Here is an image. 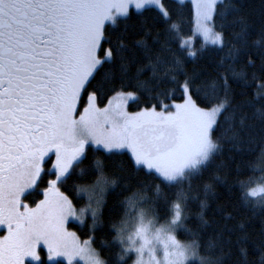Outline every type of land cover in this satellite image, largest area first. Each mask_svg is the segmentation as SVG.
<instances>
[{
  "label": "snow or ice",
  "instance_id": "6c2138e0",
  "mask_svg": "<svg viewBox=\"0 0 264 264\" xmlns=\"http://www.w3.org/2000/svg\"><path fill=\"white\" fill-rule=\"evenodd\" d=\"M173 2L174 9L164 0H0V264H26L25 257L46 264L40 242L69 264L95 253L89 245L105 224L109 192L115 214L110 209L107 226L117 242L111 264H225L233 244L241 253L235 264H247L249 239L264 262V200L249 199L253 177L245 175L259 171L264 179V0L258 15L244 11L243 0H192L196 29L218 46L200 67L187 66L193 51L172 46L181 17ZM130 5L156 11L151 20L136 14L131 43ZM117 17L125 23L113 36L107 22L120 25ZM140 95L151 105L126 111ZM86 142L100 147L91 151ZM125 148L129 176L121 177L102 157ZM37 186L42 198L25 202ZM77 192L86 205L77 206ZM209 209L221 223L204 234ZM145 215L159 227L150 228ZM68 217L82 222L83 243L64 227ZM252 218L259 220L254 233L244 227ZM177 228L191 239L178 240ZM100 243L108 246L103 236Z\"/></svg>",
  "mask_w": 264,
  "mask_h": 264
},
{
  "label": "trees",
  "instance_id": "16d2710c",
  "mask_svg": "<svg viewBox=\"0 0 264 264\" xmlns=\"http://www.w3.org/2000/svg\"><path fill=\"white\" fill-rule=\"evenodd\" d=\"M244 2V11H246L249 15H258L260 8H261V0H243ZM164 3L170 7V8H175L176 5L174 4L173 0H164ZM179 6H180V11H181V17L179 20L176 21L177 24V30L180 36V40L175 41L173 43L174 48H179L181 49L184 53H187L189 51V48L184 47L181 45V40L183 38H186L192 34L193 31V8L190 2L185 1V2H180L179 1ZM151 9V10H150ZM129 15L128 20L126 21L129 25L132 27L129 28L128 30V36L127 40L129 43H131L132 39L135 37V35L138 33L139 30V25L140 21L139 18L136 14L142 13L144 17L148 19H154L156 15L155 7L153 6H146L143 7L142 9L135 11L133 9L129 10ZM121 21L120 25H112L111 23H108V31L113 35H117L120 33L121 27L125 23V21L121 18L118 17ZM171 23V22H169ZM157 27H160V25L157 23ZM219 30V29H216ZM218 46L213 45V44H204L199 38H195L194 40V45H193V52L196 54L195 56L192 57H187V66L188 67H200L201 65H205L210 63L208 57L210 53L214 52V49H216ZM135 65H132V69L134 70ZM118 83V81H117ZM127 91L128 89H124ZM112 95V92H107V94L102 95L98 97L96 103L99 106L104 105V103L107 101L108 96ZM176 97H173L175 99ZM152 103L151 99L145 95H140L138 99H135L131 101L128 104V108L131 111L134 110H139L140 107H147L150 106ZM203 106V105H201ZM88 148L91 151H94L96 148L92 146H88ZM101 151H103L101 149ZM259 152V147L257 148V153H253V155L258 154ZM98 156L100 155L99 152L96 153ZM128 156L129 154L125 151H116L115 155L112 156H107L105 154L102 159H104L105 164L107 165V168L116 172L119 174L121 177H128L129 176V169H128ZM219 159V157H217ZM234 163V161L229 162ZM147 172L148 170H144ZM245 175H252L253 179L250 184L247 185L246 188V194H247V189L254 183V181L258 180L262 173L259 171H255L252 173H245ZM136 176H131L130 179L132 180L133 183H135ZM147 179V177H145ZM41 187V186H40ZM61 191H63L67 196H69L70 199H73V192L66 190L65 188H61ZM221 192H223V189L221 188ZM77 197H80L76 201L77 206H82L85 204V198L83 195L80 193H75ZM139 194H137L138 196ZM147 195L151 196L153 195V188L150 187L147 190ZM248 195V194H247ZM42 197V191L40 189L30 192L27 196L24 197L25 200H28L30 204H34L36 200L41 199ZM249 199L251 201L259 202L258 200H255L253 197L249 196ZM112 201H113V196L112 193L109 192L107 195V203L104 204L103 207V213H104V219H105V224L103 227L98 228L96 231V240L91 242L92 247L96 250L98 255L103 258L107 256L109 258L110 264L111 260L113 257H111L110 253L114 250L116 246V241L111 240L110 237L112 236V230L108 228L107 226V218L109 216L110 209H112V214H115L114 208H112ZM230 203H235L236 202V193L233 191V194L229 197ZM190 210L192 212H195L198 208V204L195 201H190L189 202ZM214 206V205H213ZM259 207V204H257ZM241 214H244V209L241 208L240 210ZM207 216H209L212 220V223H210L203 231L204 234L210 231H215L216 226L221 223V214L219 212L213 214L211 210L209 209L208 212L206 213ZM197 217L196 216H189L187 217V223L191 226H194L197 223ZM229 223H234V221L229 220ZM245 229H250L253 233L258 231L259 229V220L258 218H252L248 219L245 221L244 224ZM68 228L71 230L75 231L76 234L81 238V239H86L87 238V233L85 232L83 224H79L76 222L70 221L68 223ZM103 236L105 240L108 241V246L105 244L100 243V238ZM176 237L178 240L182 242H187L188 240L191 239V235L183 228H178L176 230ZM243 246L245 248V254L247 257V264H264V262L261 261L260 259V253L257 250V247L254 245L253 240L249 239L244 241ZM39 256L42 258L44 257L45 253L42 248L38 249ZM241 258V253L238 251L237 246L235 244L232 245V252L229 257L225 259V264H235V262L239 261ZM45 261V260H44ZM46 264H65L61 260H56L52 262L45 261ZM130 259L125 261V264H129ZM26 264H39V261L34 262V261H26Z\"/></svg>",
  "mask_w": 264,
  "mask_h": 264
},
{
  "label": "rangeland",
  "instance_id": "374dc122",
  "mask_svg": "<svg viewBox=\"0 0 264 264\" xmlns=\"http://www.w3.org/2000/svg\"><path fill=\"white\" fill-rule=\"evenodd\" d=\"M179 1H180V2L188 1V2H190L191 5H192V0H179ZM146 6H153V5H144L143 7H146ZM143 7H142V8H143ZM153 7H155V6H153ZM142 8H141V9H142ZM192 8H193V6H192ZM130 9H133V10H135V11L140 10V9H135V8L132 7L131 5L129 6V10H130ZM193 16H194V10H193ZM117 18H118V17H117ZM107 23H111V22H107ZM196 37L199 38V39L202 41V43H204V44H213V45H215L214 42L212 41V37H211V36H208L207 38H205V37H204V36H203V35H202V34L196 29V26H195V20H194V17H193V31H192V34H191L190 36L186 37V38H183V39L181 40V41H183V43H182L181 45L184 46V47L189 48V51H193L194 40H195ZM133 100H135V99L130 98L129 101H128L127 103L124 104V108H125L126 111H128V112H136V111H138V110L131 111V110H129V108H128V104H129L131 101H133ZM107 102H108V99H107V101H106L105 103H107ZM105 103H104V104H105ZM96 104H97V103H96ZM103 106H104V105L99 106V105L97 104V107L102 108ZM157 110H159V108H157ZM166 110L171 111L172 109H166ZM78 117H79V116H78ZM86 143H87L88 146H92V147H95V148L100 147V146H98V145H92L90 142H86ZM112 151H113V152H116V151H125V152L128 153V150H127L126 148H125V149H116V150H112ZM128 154H129V153H128ZM129 155H130V154H129ZM146 170H147V169H146ZM261 176H262V175H261ZM248 189L251 190L250 192L247 191V194H248L249 196L253 197L255 200H258V201L264 200V190H262V189H264V179L259 178L258 180L254 181V183H253ZM248 189H247V190H248ZM80 194L84 196V198H85V204H84V205H86V204L88 203V198H87V196L84 195L83 193H80ZM65 195H66V194H65ZM41 198H42V197H41ZM69 199H70V198H69ZM133 199H134L135 202L132 204V207H134V208H136L137 210H139V208L141 207V205H140V203H139V200H138L136 197H134ZM84 205H82V206H84ZM142 218H143V220L149 225V227L152 228L153 230H155V227H159V223H156V222L154 221V219H149V217L146 216V215L143 216ZM70 221H72V222H76V223H79V224H82L81 221L77 220V219L74 218V217H68V218H66V219L64 220V227H65L68 231H70V232H75V231L71 230L70 228H68V223H69ZM132 227H134V221L129 222L128 228H127L126 231H125V235H127V232H128L129 230H131ZM177 229H178V228H177ZM177 229H174V234H176V230H177ZM4 231H6V229H5ZM4 231H0V236L4 235ZM75 233H76V232H75ZM77 237L79 238L80 243H83V241L85 240V239H81L78 235H77ZM176 238H177V237H176ZM181 242H182V241H181ZM182 243H185V242H182ZM89 246H90L91 248H93L92 245H91V242H90V245H89ZM37 248H38V249L42 248V249L44 250V253H45L44 257L42 258V257L40 256L43 260L48 261V262H52V261H56V260H61V261H63L65 264H69V261H68L63 255H55V256H51V257H49L48 250H47L46 247H43L42 242L38 243ZM93 249H94V248H93ZM161 256H162V252H161ZM100 258H101V257H100V256L98 255V253L95 251V253L90 254V255H87V256H86L85 258H83V259H81V258H79V257H74L73 260H74V264H94L95 260H96V259H100ZM131 259H134V256L131 257ZM189 259H195V258H189ZM26 261H34V262H37V260H32L31 257H25V262H26ZM129 264H130V263H129Z\"/></svg>",
  "mask_w": 264,
  "mask_h": 264
},
{
  "label": "flooded vegetation",
  "instance_id": "af4514ba",
  "mask_svg": "<svg viewBox=\"0 0 264 264\" xmlns=\"http://www.w3.org/2000/svg\"><path fill=\"white\" fill-rule=\"evenodd\" d=\"M80 108H81V109L83 108V105H82V104L80 105ZM73 114H74L75 117H78V116L80 115V111H74ZM38 189H40V186H37V190H38ZM32 192H34V191H32ZM24 200H25V199H24ZM25 202L29 203L28 200H25Z\"/></svg>",
  "mask_w": 264,
  "mask_h": 264
}]
</instances>
